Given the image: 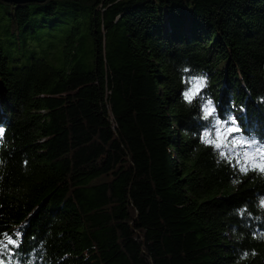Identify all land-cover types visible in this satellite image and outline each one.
I'll list each match as a JSON object with an SVG mask.
<instances>
[{
    "label": "trees",
    "instance_id": "16d2710c",
    "mask_svg": "<svg viewBox=\"0 0 264 264\" xmlns=\"http://www.w3.org/2000/svg\"><path fill=\"white\" fill-rule=\"evenodd\" d=\"M182 61L212 75L222 112L232 90L247 123L264 122L244 87L264 93V0H0V122L17 149L6 183L29 189L26 206L0 200V230L35 207L26 249L57 216L54 264L65 251L64 264H232L222 231L252 185L234 194L207 152L189 157Z\"/></svg>",
    "mask_w": 264,
    "mask_h": 264
},
{
    "label": "clouds",
    "instance_id": "9594fccd",
    "mask_svg": "<svg viewBox=\"0 0 264 264\" xmlns=\"http://www.w3.org/2000/svg\"><path fill=\"white\" fill-rule=\"evenodd\" d=\"M176 71L180 83L178 103L191 112V121L195 124L192 129L180 130L181 136L195 142L189 157L196 160L202 152H207L214 169L226 171L228 186L234 194H239L245 184L252 185L248 188L250 195L227 212V217H235L236 222L222 231V235L236 245L232 264H255L258 258L264 264V253L260 249L244 246L245 241L264 245V122L247 123V101L237 103L236 92L232 90L222 112L221 100L211 91L212 75L206 69L182 61ZM244 87L254 105L264 112V93L253 96L251 89ZM15 143V139L9 136V126L0 122V200L23 202L26 206L29 189L6 183L10 161L17 151ZM32 164L29 153L22 152L20 174L29 176L33 172ZM3 206L0 203V208ZM37 211L38 208L34 207L21 219L8 222L0 230V264H54L46 246L53 236V226L59 222L57 216L52 217L45 237L38 243H35V235L28 238L30 244L26 249L25 234ZM56 235L62 237L63 233L57 232ZM72 258L73 254L65 251L56 258L55 264H64ZM83 259H89L87 252Z\"/></svg>",
    "mask_w": 264,
    "mask_h": 264
},
{
    "label": "water",
    "instance_id": "95a60500",
    "mask_svg": "<svg viewBox=\"0 0 264 264\" xmlns=\"http://www.w3.org/2000/svg\"><path fill=\"white\" fill-rule=\"evenodd\" d=\"M9 4H16V5H22V4H29V3H44L47 0H2Z\"/></svg>",
    "mask_w": 264,
    "mask_h": 264
}]
</instances>
